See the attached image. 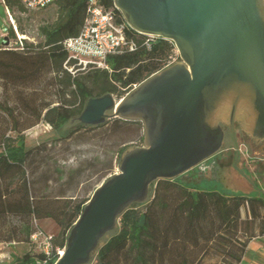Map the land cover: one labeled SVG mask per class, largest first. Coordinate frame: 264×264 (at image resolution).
Wrapping results in <instances>:
<instances>
[{
	"label": "trees",
	"instance_id": "16d2710c",
	"mask_svg": "<svg viewBox=\"0 0 264 264\" xmlns=\"http://www.w3.org/2000/svg\"><path fill=\"white\" fill-rule=\"evenodd\" d=\"M1 1L10 13L26 12L20 0ZM52 5L55 19L38 26L40 41L15 40L19 45L14 49H0L6 94L0 101V242L33 244L38 220L49 219L58 228L51 235L49 257L29 251L15 264H54L56 249H64L89 199L85 193L107 176L106 170L92 178L98 164L107 167L110 158L113 170L128 148L126 140L143 145L138 121L114 118L96 126L72 122L86 101L106 93L126 95L132 85L164 69L175 49L161 37L146 47V36L128 27L125 38L134 43L132 50L127 46L109 56L107 70L83 68L70 58L63 42L83 28L87 0H55ZM103 7L124 20L113 0H104ZM7 34L8 40L15 39L11 26ZM40 123L54 131L72 123L60 138L63 147L58 142L61 149L45 142L27 147L25 133ZM72 150H78V161H90L68 166L67 159L76 160ZM80 171L84 178L78 184L75 175ZM177 178L153 182L147 201L132 204L119 216L116 230L103 237L90 264H240L249 243L264 236V198L200 190Z\"/></svg>",
	"mask_w": 264,
	"mask_h": 264
},
{
	"label": "water",
	"instance_id": "95a60500",
	"mask_svg": "<svg viewBox=\"0 0 264 264\" xmlns=\"http://www.w3.org/2000/svg\"><path fill=\"white\" fill-rule=\"evenodd\" d=\"M113 3L134 31L172 41L180 62L118 100L110 93L89 98L72 120L84 126L114 118L141 122L143 145L126 149L117 172L93 191L54 264H90L119 216L147 201L153 182L175 179L218 153L223 116L236 153L238 117L249 134L264 140L263 0Z\"/></svg>",
	"mask_w": 264,
	"mask_h": 264
},
{
	"label": "rangeland",
	"instance_id": "374dc122",
	"mask_svg": "<svg viewBox=\"0 0 264 264\" xmlns=\"http://www.w3.org/2000/svg\"><path fill=\"white\" fill-rule=\"evenodd\" d=\"M11 16L18 35L23 36L21 40L27 43H37L41 39L38 34V26L55 19V8L53 5H50L42 10H26L25 13L15 10L11 12ZM8 26L12 27L15 39H7V44H4V38H7L8 35ZM19 26L22 28V33L19 30ZM15 40H17L16 30L9 20H7L4 4L0 0V49L5 47L14 49L17 44L19 45V42L17 41L16 44ZM5 95L3 82L0 80V101H3ZM124 96L119 97L113 94L116 100ZM220 125L224 129L229 127L226 116L221 118ZM71 127L72 123H67L59 130L54 131L47 124L40 123L25 133L26 145L27 147H34L45 142L55 145V148L61 149L59 144L61 147H63V144L60 138ZM141 128H143L142 123ZM227 133L229 134L228 130ZM235 136L238 145L237 153L233 142L228 136L223 145V148H226L224 151L215 154L204 163L182 174L177 180L200 190H217L229 195L238 194L248 197L261 196L264 198V143L261 142L264 140L256 139L245 130L242 117H238L235 121ZM58 142L60 143L58 144ZM131 142L133 141L126 140L124 144L130 148L134 146ZM71 154L72 156H76L78 150H72ZM84 156L89 157L90 154H85ZM81 159L83 160L78 161L77 156L76 160L68 161L67 159V165L74 168L73 165L76 161L77 163H81L82 161L88 163L90 161L85 160V158ZM115 170L116 168L114 167L112 171L114 172ZM7 222L10 225L13 220L9 218ZM41 222L47 224L48 222L52 223V221L49 219L38 220L37 224L45 234L54 235L58 232V228L54 232L51 227H47L48 225L40 226ZM9 225L7 226L9 227ZM31 241H33V244L31 242H0V264H15L17 263V258L22 257L29 251L30 253H38L40 251L38 246L39 239L34 240L31 237Z\"/></svg>",
	"mask_w": 264,
	"mask_h": 264
},
{
	"label": "built area",
	"instance_id": "2783aa9c",
	"mask_svg": "<svg viewBox=\"0 0 264 264\" xmlns=\"http://www.w3.org/2000/svg\"><path fill=\"white\" fill-rule=\"evenodd\" d=\"M26 10H42L53 4L55 0H20ZM104 0H87V20L81 29L80 33L68 38L63 42V47L69 52L70 58L77 60L78 65H82L83 68L90 66L91 68L109 69L106 59L114 55L124 47L132 50L135 45L133 42H128L125 38V33L129 27L125 20H122L117 13L113 10H105L103 7ZM264 1V0H263ZM5 7L7 14V20L12 24L16 30L17 40L20 41L23 36L18 35L16 26L13 24L12 16L9 9ZM143 35V34H142ZM146 39L144 41L146 47L150 46L156 36L144 35ZM16 43V42H15ZM180 62L178 52L176 48L172 54L168 57L165 68ZM72 72V69H68ZM139 84H134L130 87V90L136 88ZM127 92L126 95L129 93ZM117 172V168L115 170ZM114 172V173H115ZM32 238L39 239L38 246L40 252H43L46 257H49L53 246L51 241V235L45 234L39 230ZM58 257L62 255L63 249H56ZM45 261L36 260L37 264H43Z\"/></svg>",
	"mask_w": 264,
	"mask_h": 264
},
{
	"label": "crops",
	"instance_id": "0c3cea01",
	"mask_svg": "<svg viewBox=\"0 0 264 264\" xmlns=\"http://www.w3.org/2000/svg\"><path fill=\"white\" fill-rule=\"evenodd\" d=\"M38 126V125H37ZM33 129V128H32ZM107 167L106 166H103L105 164H98L97 168V171L92 174V178H95L96 176L100 175V174H104L106 173V170H107V174H104V175H107V176H103V178H100L99 180H97V184L96 186L93 187V189L91 191H87L84 195V197L86 198H90V196L92 195L93 191L105 180L107 179L110 175H112V170L111 167H112V163H111V159L108 158V161H107ZM117 165L116 162L114 164V167L117 168ZM102 166V167H101ZM115 172V171H114ZM113 172V173H114ZM82 171L78 172L76 176V178H78V184H81L82 182ZM64 178V177H63ZM61 178V180L63 179ZM229 195V194H227ZM51 221V220H50ZM53 223V224H52ZM52 223H43L41 222L39 225L40 226H47V227H51L52 230H54V232L57 230V227L56 225L54 224V222L52 221ZM240 264H264V236L262 237H256L255 239H253L249 245H248V248H247V252L245 253V255L243 256Z\"/></svg>",
	"mask_w": 264,
	"mask_h": 264
},
{
	"label": "flooded vegetation",
	"instance_id": "af4514ba",
	"mask_svg": "<svg viewBox=\"0 0 264 264\" xmlns=\"http://www.w3.org/2000/svg\"><path fill=\"white\" fill-rule=\"evenodd\" d=\"M227 130L229 131V134L227 133ZM223 131H224V139H223V144H222V148H221V150L218 152V153H220V152H222V151H224L226 148H223V145L225 144V141H226V139L228 138V136L230 137V140L232 141V138H231V134H230V129L229 128H226V129H224V127H223ZM261 142H263L264 143V141H261ZM217 154V153H216ZM213 157V156H212ZM208 160V159H207ZM206 161V160H205ZM204 161V162H205ZM203 162V163H204Z\"/></svg>",
	"mask_w": 264,
	"mask_h": 264
}]
</instances>
